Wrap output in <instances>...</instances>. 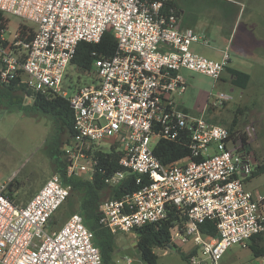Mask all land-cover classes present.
<instances>
[{"label": "built area", "instance_id": "built-area-1", "mask_svg": "<svg viewBox=\"0 0 264 264\" xmlns=\"http://www.w3.org/2000/svg\"><path fill=\"white\" fill-rule=\"evenodd\" d=\"M0 12L35 25L30 39L19 31L12 42L2 36L0 85L20 82L31 92L62 97L74 115L64 176L53 174L26 205L0 188V264H103L79 213L57 230L50 224L71 195L65 179L92 181L105 173L102 158L113 153L122 171L106 180L107 187L129 176L139 187L101 204L100 224L113 235L136 237L174 212L172 245L193 244L190 253L199 250L212 264L231 247L247 248L264 236V194L247 189L257 167L248 145L203 115L190 117L175 100L187 90L182 70L214 81L229 75L232 82L229 49L221 61L197 53L193 47L210 46L211 39L184 28L166 0H0ZM106 32L117 41L114 56L96 59L90 73L96 83L69 97L60 86L79 43L98 44ZM216 101L213 109L230 97L221 93ZM185 138L190 156L164 163L155 153L160 142ZM206 223L215 235L202 231ZM190 263L206 264L197 253Z\"/></svg>", "mask_w": 264, "mask_h": 264}, {"label": "rangeland", "instance_id": "rangeland-1", "mask_svg": "<svg viewBox=\"0 0 264 264\" xmlns=\"http://www.w3.org/2000/svg\"><path fill=\"white\" fill-rule=\"evenodd\" d=\"M179 3L184 6L181 9L186 14H195L206 20L207 16L201 15L204 3L200 0H179ZM241 18L245 21L251 17L245 13ZM6 19L9 23L3 37L9 42L14 40L19 26H26L29 30L35 27L33 23L10 15H6ZM252 21L264 25V21H258V13L252 15ZM209 23L215 25L212 21ZM212 40L215 39H211L210 46L202 48L196 45L193 49L209 59L221 61L219 49L222 46L219 47ZM257 53L259 61L248 62L247 65H243L233 52L230 53L231 67L252 76L247 89L233 85L229 75H225L227 80L214 81L206 75L182 70L187 90L181 97H175V100L190 117L200 118L203 115L213 123L227 128L235 124L234 132L240 136L246 135L247 145L257 166H264V50ZM95 83L96 77L93 74L83 72L71 64L67 67L60 87L72 97L78 89ZM221 93L229 96L230 101L224 107L217 106L213 109L211 106L217 102V96ZM31 105V99L25 101V106ZM54 126L50 118L38 112L10 108L6 100L0 105V188L7 190L12 183V192L21 201L20 205H23L26 198L31 199L54 174L53 164L46 152L47 144L55 133ZM105 147L109 148V145L105 144ZM259 187L264 189V173L253 179L247 189L255 193ZM68 199L51 221L54 223L51 225L54 230L61 228L72 215V210L78 206L76 197ZM48 229L50 230V226ZM135 241L136 237L132 234L117 237L115 264H128L129 260L133 264H147L133 248ZM254 245L264 251V238ZM178 248L180 251L156 249L154 252L158 256L157 264H188L185 257L190 254L191 249H195L194 245L187 244ZM197 260L212 264L199 250ZM219 264H264V256L257 257L249 247L236 245L226 252Z\"/></svg>", "mask_w": 264, "mask_h": 264}, {"label": "trees", "instance_id": "trees-1", "mask_svg": "<svg viewBox=\"0 0 264 264\" xmlns=\"http://www.w3.org/2000/svg\"><path fill=\"white\" fill-rule=\"evenodd\" d=\"M166 3L175 8L177 12H180L175 0H166ZM8 23L9 21L4 14L0 12V44H3L2 36L8 28ZM18 31L27 36V39H30L33 34V30H29L26 26H19ZM116 50L117 41L114 34L106 32L98 44L79 43L71 64L79 70L90 74L96 59L113 57ZM228 71L233 77V85L244 90L248 88L251 80L249 74L235 69H228ZM27 99L32 100L31 106H25ZM4 100L7 101L10 108L25 112L35 111L53 121L55 133L47 144L46 152L53 164L54 174L59 173L64 176L66 163L63 148L71 141L74 124V115L69 101L59 96L31 92L20 82H12L4 86L0 85V105H2ZM209 121L213 123L212 120L209 119ZM234 127L235 124L231 128H228L232 134H236ZM242 139L244 144H247L248 140L245 134L242 135ZM187 143V138L176 143L162 141L155 150V153L161 157L164 163H172L190 156ZM106 156L108 159L102 158L101 160L103 170L105 171L104 174H97L92 181L82 178L65 179V181L72 185L69 199L72 197L77 198L78 206L75 210H72V214L79 213L83 217L85 225L93 233V242L101 253L103 264H115L114 253L118 236L113 235L100 224V206L105 200L120 199L138 190L139 187L136 186L135 177L129 176L123 185L114 189L108 188L106 180L113 174L122 171V168L118 165L120 158L118 154L113 153ZM263 173L264 166H257L250 180L255 179ZM12 188L13 184L11 183L6 190V195L16 205H20L21 201L14 196ZM29 200L26 198L23 205H26ZM68 203L70 202L68 201ZM178 220L177 214L171 212L165 221L146 225L136 231L135 250L144 263L157 264L158 256L154 252L156 249L169 250L171 247L176 251H180L179 248L172 245V229ZM182 221H185V219ZM53 224L52 222L50 225ZM202 231L210 235L216 234V228L210 223H206L202 227ZM263 238V235L254 238L248 246L257 257L264 256V251L258 249L254 244ZM196 253L197 251L194 250L185 257L188 264H191L190 257Z\"/></svg>", "mask_w": 264, "mask_h": 264}, {"label": "crops", "instance_id": "crops-1", "mask_svg": "<svg viewBox=\"0 0 264 264\" xmlns=\"http://www.w3.org/2000/svg\"><path fill=\"white\" fill-rule=\"evenodd\" d=\"M200 1L204 3L201 15L207 16L206 20L203 18L204 21L195 14H186V11L181 9L183 5L180 6L179 0H175L180 9L183 27L205 33L210 39L214 38L212 42L219 44V47L222 46L219 49L220 59L224 51L229 49V54L233 52L241 59L243 65H247L248 62H258L257 52L264 50V25L252 23V15L258 13V21H264V0ZM245 13L249 14L250 20L240 19V16ZM209 21L215 25L212 26ZM231 61L230 56L229 69H235L231 67ZM256 192L264 194V189L259 187Z\"/></svg>", "mask_w": 264, "mask_h": 264}, {"label": "water", "instance_id": "water-1", "mask_svg": "<svg viewBox=\"0 0 264 264\" xmlns=\"http://www.w3.org/2000/svg\"><path fill=\"white\" fill-rule=\"evenodd\" d=\"M65 163H68V161L66 160ZM135 247H136V243L133 244V248ZM169 250H174V249L170 247Z\"/></svg>", "mask_w": 264, "mask_h": 264}]
</instances>
